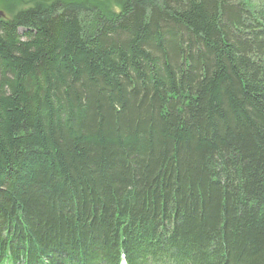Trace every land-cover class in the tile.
<instances>
[{
	"label": "trees",
	"instance_id": "1",
	"mask_svg": "<svg viewBox=\"0 0 264 264\" xmlns=\"http://www.w3.org/2000/svg\"><path fill=\"white\" fill-rule=\"evenodd\" d=\"M97 1L0 18V264H264V0Z\"/></svg>",
	"mask_w": 264,
	"mask_h": 264
},
{
	"label": "rangeland",
	"instance_id": "2",
	"mask_svg": "<svg viewBox=\"0 0 264 264\" xmlns=\"http://www.w3.org/2000/svg\"><path fill=\"white\" fill-rule=\"evenodd\" d=\"M54 0H0V18L4 20L11 19L12 15L18 11L26 10L33 6L35 3H50ZM68 1H86V0H68ZM101 9L104 8L106 12H116L118 7L114 0H99L95 2ZM22 33V32H20ZM123 264V262L121 263Z\"/></svg>",
	"mask_w": 264,
	"mask_h": 264
}]
</instances>
